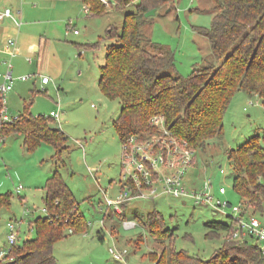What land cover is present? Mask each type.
I'll use <instances>...</instances> for the list:
<instances>
[{
  "label": "rangeland",
  "instance_id": "rangeland-1",
  "mask_svg": "<svg viewBox=\"0 0 264 264\" xmlns=\"http://www.w3.org/2000/svg\"><path fill=\"white\" fill-rule=\"evenodd\" d=\"M213 6L212 0H165L154 15H144L143 34L159 47L174 52L176 70L182 76L214 59L208 38L195 31V27H210L215 15ZM7 7L14 12L22 11L18 16L22 25L16 28L18 39L21 36L23 39L30 28L42 48L47 40L45 55L40 52L39 56L36 51L26 48L27 56L6 60L4 73L11 63L14 78L38 75L27 81H15L7 95L8 114L11 118L17 117L26 108L33 115L47 117L52 111L59 112L61 129L67 140L60 153L45 142L30 150L20 134H10L0 141V195L10 196V204L0 208V249H11L7 240L8 223L21 222L19 245L27 236L36 235L33 223L39 216L46 215L42 200L44 187L50 175L58 170L75 197L79 211L88 223H92L87 234L68 233L55 244L54 255L58 264H153L151 254H159L162 245L156 235H151L138 222L137 227L126 229L124 218L114 217L111 209L107 211L112 218L106 228L119 240V246L128 250L126 261L112 257L109 248L114 243L106 228L105 240L94 234L95 230L101 229L99 221L103 218L99 205L105 201L106 194L115 198L120 192L123 185L121 173L125 170L122 167V141L113 126L121 105L118 99L106 97L98 85L106 47L114 40L101 38L111 26L121 30L125 14L134 12L135 5L112 6L102 15H92L85 10L87 4L83 0H0V12ZM98 41V45L91 47ZM39 57H43V62ZM28 58L32 63H28ZM53 69L61 71L56 82L58 92L53 88V82L49 86L41 84L42 75L52 77L50 71ZM57 103H60L61 110ZM50 125L59 127L53 119ZM156 132L160 133L159 129ZM151 134L154 133L148 132L145 136ZM262 134V100L256 95L236 92L224 116L223 136L211 141L205 152L195 151V162L186 174V181L200 187L210 178L213 181V204L220 200L239 205L243 199L233 187L227 151L238 148L254 135ZM221 169L226 170V175ZM221 186L226 188L224 195L219 193ZM18 187H21L19 194ZM128 206L124 211L126 219H133L136 210L144 217L154 209L159 210L166 228L174 231L175 247L204 259L211 258L224 242V234L220 238L207 237L205 224L230 222L211 206L196 204L189 198L162 196L154 200H135ZM257 217L264 222V216ZM248 240L250 244L257 243L253 238Z\"/></svg>",
  "mask_w": 264,
  "mask_h": 264
},
{
  "label": "trees",
  "instance_id": "trees-1",
  "mask_svg": "<svg viewBox=\"0 0 264 264\" xmlns=\"http://www.w3.org/2000/svg\"><path fill=\"white\" fill-rule=\"evenodd\" d=\"M83 1L92 15H102L112 6L135 5L134 12L125 14L121 30L111 26L101 38L114 40L106 47L98 85L106 97L120 102L113 126L122 142L132 135L157 133L151 120L162 117L174 137L195 151L205 152L211 141L223 136L224 116L236 92L256 95L264 105V0H212L215 15L210 27H195V31L208 38L214 59L195 67L187 76L177 72L173 51L159 47L142 32L145 13L165 0H107L106 5L101 0ZM51 119L34 116L26 108L12 123L0 127V139L20 134L30 150L45 142L60 153L67 137L61 128L50 125ZM227 156L235 191L255 211L262 212L264 134L228 150ZM44 190L49 216L36 218V235L11 247L7 261L0 264H58L55 244L68 236L70 228L73 233L87 232L90 225L58 170L50 175ZM9 204L10 196L0 195V208ZM127 206L123 205L124 211ZM116 215L126 219L125 212ZM134 218L162 245L159 254H151L153 264H264V253L257 244L229 238L231 222L205 224L207 237L224 234V242L211 258L204 259L175 247L174 231L166 228L159 210L145 217L136 210ZM98 238L104 240L101 235Z\"/></svg>",
  "mask_w": 264,
  "mask_h": 264
},
{
  "label": "built area",
  "instance_id": "built-area-1",
  "mask_svg": "<svg viewBox=\"0 0 264 264\" xmlns=\"http://www.w3.org/2000/svg\"><path fill=\"white\" fill-rule=\"evenodd\" d=\"M108 4L107 0H101ZM87 12L89 8L85 9ZM21 10L14 12L12 8H5L0 12V20L5 18L13 19L18 28L22 22L18 16H21ZM76 34L77 30L74 31ZM8 52L13 57L20 53L17 39L10 37L8 39ZM31 63L32 59L28 58ZM13 65L7 66L4 74V83L0 86V127L4 124L12 123L17 117L11 118L8 114L7 95L12 91L15 78L12 75ZM30 76H22L20 80H26ZM49 77H42L43 84L50 82ZM60 110V105H59ZM59 126L62 127V120L59 112H52L50 116ZM151 124L159 129L160 133H154L149 136L132 135L122 142L123 146V162L122 167L125 170L121 173L122 189L112 198L106 194L105 201L99 205V211L103 214V218L99 221L101 228H106L107 211L111 209L114 214H123L124 204H130L135 200H154L162 196L173 198H189L196 204H204L211 206L216 212L224 214L230 219L232 229L229 238L235 241L248 240L253 238L256 244L264 253V222L258 215L264 216L262 212L255 211L249 204V201L243 200L239 205H232L230 202H221L213 204V181L206 179L200 187H195L186 181V174L195 162V150L188 146L184 141L174 137L165 126V119L162 117L153 118ZM3 141L4 138L0 139ZM221 173L226 175V170L221 169ZM21 187L16 189L19 194ZM219 193L226 194V188L220 187ZM226 208H230V212H226ZM44 212L49 216L46 208ZM124 227L132 229L137 227V221L125 219ZM92 225V223H89ZM21 222L8 223L7 240L10 247L18 245L19 228ZM69 233H73V229H69ZM87 234V233H85ZM29 237L27 236L26 239ZM25 239V240H26ZM10 251V250H9ZM9 251L0 249V262L7 261ZM112 257L118 261H126L128 255L127 249H120L114 243L109 248Z\"/></svg>",
  "mask_w": 264,
  "mask_h": 264
},
{
  "label": "crops",
  "instance_id": "crops-1",
  "mask_svg": "<svg viewBox=\"0 0 264 264\" xmlns=\"http://www.w3.org/2000/svg\"><path fill=\"white\" fill-rule=\"evenodd\" d=\"M86 8H88V5H87V7ZM5 21H7V25L5 26L4 25V22ZM16 28H17V26H16V23H15V21L13 20V19H10V18H5V19H3V20H0V85L2 84V83H4V69H5V67H6V65H5V63H6V60H12L13 58H15L16 56H27L26 55V53H25V49L26 48H29V50H31V52L32 51H36V53L40 56V52L42 53V55L44 54L45 55V51H46V48H47V40H44V46H43V48H42V46H41V44H39V43H37V41H36V39H35V37L33 36V34H31V32H30V28L29 29H27L26 30V36L25 37H23V39H22V36L18 39V34H17V30H16ZM23 33V32H22ZM25 33V32H24ZM10 37H13V38H16L17 39V43H18V46H19V50H20V53L19 54H17V55H15V56H11L10 54H9V50H8V39L10 38ZM26 51H27V49H26ZM39 59L42 61V59H43V57L41 58V57H39ZM27 61H28V59H27ZM43 62V61H42ZM29 63V62H28ZM32 63V62H31ZM6 71H7V68H6ZM13 71H14V66H13ZM2 72H3V76L1 75L2 74ZM12 74L14 75V72H12ZM50 75L52 76V77H50V76H48L47 74H43L42 75V77L43 76H45V77H49L50 78V82L48 83V84H43V82L41 81V84H42V86H49L50 85V83L51 82H53L54 83V85H53V88L55 87V89H56V91L58 92V90H59V88H58V86L56 85L57 83V80L59 79V76H61V71L59 72V71H57V70H51L50 71ZM30 77L29 78H31V77H37L38 75L37 74H32V75H29ZM2 77H3V79H2ZM22 77V76H21ZM28 78V79H29ZM28 79H26V80H21V81H27ZM18 80H20L19 78H15V81H18ZM99 81V80H98ZM58 104V106L60 105V103H57ZM60 110H61V107H60ZM53 112V111H52ZM51 112V113H52ZM32 113V112H31ZM21 114V113H20ZM34 116H39V115H34ZM23 137V136H22ZM121 189H122V184H121ZM44 195H45V190H44V194H43V196H42V200H43V198H44ZM128 207L129 206H127V209H128ZM100 212V211H99ZM101 213V212H100ZM111 216V215H110ZM110 216H108V218L106 219V224H108L107 222H108V220H111V218L112 217H110ZM113 216L114 217H119V216H117L116 214L114 215L113 214ZM110 217V218H109ZM132 220H136L135 218H133ZM101 228V227H100ZM108 228H106V232L111 236V238H112V241H113V243H115L116 245H117V247L118 248H120V249H126V248H124V246H122V247H120L119 246V244H118V242H119V240H117V238L116 237H114L113 235H112V233L109 231V230H107ZM110 229V228H109ZM85 233H87V232H84V235H85ZM94 234H95V236L96 237H98V235H101V236H103V238H104V240L106 239V236H107V234L104 232V229L103 228H101V229H97V230H95V232H94ZM115 241V242H114Z\"/></svg>",
  "mask_w": 264,
  "mask_h": 264
},
{
  "label": "water",
  "instance_id": "water-1",
  "mask_svg": "<svg viewBox=\"0 0 264 264\" xmlns=\"http://www.w3.org/2000/svg\"><path fill=\"white\" fill-rule=\"evenodd\" d=\"M156 13V8L154 9H151L150 11L146 12L145 13V17H149V16H152ZM12 262H9L8 264H11Z\"/></svg>",
  "mask_w": 264,
  "mask_h": 264
}]
</instances>
